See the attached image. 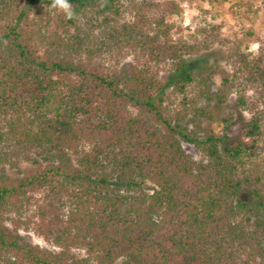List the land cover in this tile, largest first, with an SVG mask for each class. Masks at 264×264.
<instances>
[{"label": "trees", "instance_id": "trees-1", "mask_svg": "<svg viewBox=\"0 0 264 264\" xmlns=\"http://www.w3.org/2000/svg\"><path fill=\"white\" fill-rule=\"evenodd\" d=\"M187 2L0 0V264H264V48L197 68L215 36L169 22Z\"/></svg>", "mask_w": 264, "mask_h": 264}, {"label": "rangeland", "instance_id": "rangeland-1", "mask_svg": "<svg viewBox=\"0 0 264 264\" xmlns=\"http://www.w3.org/2000/svg\"><path fill=\"white\" fill-rule=\"evenodd\" d=\"M239 0H228L223 6L212 5L209 0H188L184 6V11L181 15H174L169 19V22L176 23L184 29V36L188 37L193 34L197 25L208 26L209 30L211 25L213 26V41H210V47L208 50L205 48L194 56V63L197 68H201L207 65H220L225 68L231 69L228 65L230 54L236 50L237 47H241L242 51L250 52L253 54L258 53L259 47L264 48V0H244L245 5H238ZM206 21L207 23H205ZM98 65L108 69L111 72L115 70L119 71L121 75H133L135 71V62L132 56L119 60L116 57L105 56L104 59L98 60ZM164 77L165 72L162 71ZM219 83V78H216ZM170 100L168 104L170 109L180 110L182 112L183 105L182 99L179 94L168 89ZM196 91L190 90V95L195 98ZM230 101V107L226 109L230 114L235 110V98ZM171 102L173 105H171ZM172 106V107H171ZM240 118H250L248 112H242L236 114L234 122L240 120ZM238 123V122H237ZM213 129L219 135L228 133L230 137H233L238 129V124H235L234 129L224 130L223 125L213 124ZM260 155L254 163L248 166L249 170L256 175L257 170L261 176L264 174V135L260 140ZM186 149L195 158L199 159L200 154L193 146L186 145ZM29 164L24 163L22 167H26ZM258 167V168H257ZM9 173L14 175L16 170L9 168ZM264 178V177H263ZM264 181V180H263ZM27 240L32 244H39L40 246L48 249H55V247L44 241L41 237L35 235L33 232L24 233ZM79 253V251H77ZM83 254V252H80Z\"/></svg>", "mask_w": 264, "mask_h": 264}, {"label": "clouds", "instance_id": "clouds-1", "mask_svg": "<svg viewBox=\"0 0 264 264\" xmlns=\"http://www.w3.org/2000/svg\"><path fill=\"white\" fill-rule=\"evenodd\" d=\"M51 7L62 11L69 19H72L75 16V12L72 5L69 3V0H52Z\"/></svg>", "mask_w": 264, "mask_h": 264}]
</instances>
